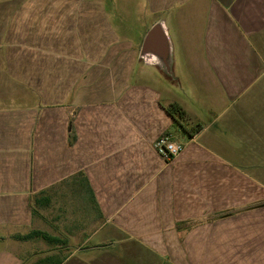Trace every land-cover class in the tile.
I'll return each instance as SVG.
<instances>
[{"label":"crops","instance_id":"crops-1","mask_svg":"<svg viewBox=\"0 0 264 264\" xmlns=\"http://www.w3.org/2000/svg\"><path fill=\"white\" fill-rule=\"evenodd\" d=\"M40 260L264 264V0H0V264Z\"/></svg>","mask_w":264,"mask_h":264},{"label":"water","instance_id":"water-1","mask_svg":"<svg viewBox=\"0 0 264 264\" xmlns=\"http://www.w3.org/2000/svg\"><path fill=\"white\" fill-rule=\"evenodd\" d=\"M167 38L162 31L160 24H157L151 28L145 37L143 44V51L150 52L155 49L162 50L167 55ZM164 54V55H165Z\"/></svg>","mask_w":264,"mask_h":264},{"label":"built area","instance_id":"built-area-1","mask_svg":"<svg viewBox=\"0 0 264 264\" xmlns=\"http://www.w3.org/2000/svg\"><path fill=\"white\" fill-rule=\"evenodd\" d=\"M154 147L164 159L171 160L183 150L184 145L169 135H163L155 141Z\"/></svg>","mask_w":264,"mask_h":264},{"label":"trees","instance_id":"trees-1","mask_svg":"<svg viewBox=\"0 0 264 264\" xmlns=\"http://www.w3.org/2000/svg\"><path fill=\"white\" fill-rule=\"evenodd\" d=\"M170 111H174V113H176L177 115H179V117H182V118H184L186 116L185 110L178 103L172 104ZM21 238L22 239L41 238V239H44L48 242L55 240V238L52 237L50 234H48L44 231H41V230H33V231L29 232L28 234L21 236ZM43 262H44V260H40L39 262H36L34 264H43Z\"/></svg>","mask_w":264,"mask_h":264}]
</instances>
